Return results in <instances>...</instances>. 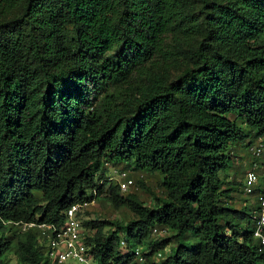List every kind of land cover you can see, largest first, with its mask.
Listing matches in <instances>:
<instances>
[{"label": "trees", "instance_id": "16d2710c", "mask_svg": "<svg viewBox=\"0 0 264 264\" xmlns=\"http://www.w3.org/2000/svg\"><path fill=\"white\" fill-rule=\"evenodd\" d=\"M202 3L196 62L126 112L107 88L154 59L179 0H0V264L11 250L45 264L38 231L9 236L14 225H61L73 204L103 196L134 218L83 221L98 264H145L160 251L149 264H264L258 202L222 200L233 187L220 176L230 144L247 137L239 119L264 137V0ZM104 162L161 173L166 196L125 194L99 173ZM158 226L173 234L145 252Z\"/></svg>", "mask_w": 264, "mask_h": 264}, {"label": "rangeland", "instance_id": "374dc122", "mask_svg": "<svg viewBox=\"0 0 264 264\" xmlns=\"http://www.w3.org/2000/svg\"><path fill=\"white\" fill-rule=\"evenodd\" d=\"M213 1L226 3L232 0ZM202 6V0H179V17L174 19L172 27L164 35L160 49L154 59L146 64L144 70L141 69L134 72L128 82L114 84L107 88L109 94H114L115 103L117 102L120 108L126 112L129 111L133 108L136 99L146 89L149 90L156 80L167 83L175 79L186 67L196 62L193 53L200 44L204 34ZM16 14H18V10ZM258 43L264 46V36L259 39ZM238 122L245 129L247 137L244 140L230 144L228 148L231 156L229 168L222 171L220 176L226 182L225 187H233L231 198L224 197L222 200L229 202L236 208H242L245 206L251 207L257 201L255 195H248L243 191V182L247 170L257 167L260 173L264 171V137L256 136L255 132L240 119ZM258 144L262 145L260 156L254 152V147ZM99 173L105 174L109 178L108 182L113 184L123 180L126 176L134 179L135 185L126 191L125 194L136 193L146 204H154V198H164L166 196L162 186L163 175L158 172L149 173L142 171L136 168L133 163L104 162ZM80 217L83 221L106 219L126 224L134 218V214L126 206L115 207L103 196L82 208ZM23 229L24 225L16 224L11 228L9 236ZM172 234V230L158 226V228L154 229L151 238L142 246V249L148 252L150 246L156 240L159 241ZM186 238L187 240L193 239V235L189 233ZM161 256L162 252L160 251L147 260L145 264L159 261ZM5 263L20 264L14 250L6 254Z\"/></svg>", "mask_w": 264, "mask_h": 264}, {"label": "built area", "instance_id": "2783aa9c", "mask_svg": "<svg viewBox=\"0 0 264 264\" xmlns=\"http://www.w3.org/2000/svg\"><path fill=\"white\" fill-rule=\"evenodd\" d=\"M254 152L260 156L262 145H256ZM122 191L126 192L135 185V180L126 176L118 182ZM243 191L248 195H255L258 208L254 212V236L259 241V251L264 260V171L260 173L257 167L247 170L244 177ZM89 203H75L66 211L65 222L55 223H25L24 229L38 231V244L44 254L45 264H98L91 252V246L86 241L83 220L80 217L82 208ZM121 249L127 252V242L121 239ZM139 261L145 260L140 247L134 249Z\"/></svg>", "mask_w": 264, "mask_h": 264}]
</instances>
